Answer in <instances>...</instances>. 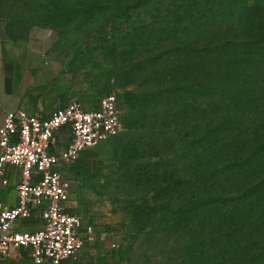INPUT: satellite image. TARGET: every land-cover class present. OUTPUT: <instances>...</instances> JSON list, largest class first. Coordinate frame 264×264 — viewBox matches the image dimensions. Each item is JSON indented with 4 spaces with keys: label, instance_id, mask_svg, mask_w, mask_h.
Segmentation results:
<instances>
[{
    "label": "rangeland",
    "instance_id": "rangeland-1",
    "mask_svg": "<svg viewBox=\"0 0 264 264\" xmlns=\"http://www.w3.org/2000/svg\"><path fill=\"white\" fill-rule=\"evenodd\" d=\"M254 1L85 0L76 14V0H0V73L16 46L26 49L33 89L41 94L55 91L64 103L93 107L108 93L119 96L123 131L86 152L67 176L104 206L115 234L111 248L122 264H237L224 249L218 205L205 204L208 189L200 179L194 184L209 158L193 156L184 131L200 123L194 116L224 114L227 101L211 103L205 87L189 93L192 83L183 75L166 89L184 91L161 109L139 86L145 75L134 44L144 27L155 26L200 36L234 29L235 36L249 37L259 25L247 18L245 6ZM245 114L238 126L252 128L259 112Z\"/></svg>",
    "mask_w": 264,
    "mask_h": 264
},
{
    "label": "trees",
    "instance_id": "trees-1",
    "mask_svg": "<svg viewBox=\"0 0 264 264\" xmlns=\"http://www.w3.org/2000/svg\"><path fill=\"white\" fill-rule=\"evenodd\" d=\"M85 4L76 0V14L84 12ZM245 7L249 21L259 24L249 37L235 36L234 29L200 36L144 27L135 37L134 49L142 53L137 65L145 75L139 86L147 87L161 109L184 91L166 89L183 75L191 80L192 86L185 89L189 93L205 87L211 103L224 96L219 101H227L224 114L194 116L200 123L184 129L193 156L209 158L205 174L196 175L194 184L200 179L208 189L205 204L218 205L225 252L232 251L237 264H264V2L255 0ZM192 97L196 103L198 98ZM248 109L258 110L261 117L245 129L238 123ZM216 156H220L217 164Z\"/></svg>",
    "mask_w": 264,
    "mask_h": 264
},
{
    "label": "built area",
    "instance_id": "built-area-1",
    "mask_svg": "<svg viewBox=\"0 0 264 264\" xmlns=\"http://www.w3.org/2000/svg\"><path fill=\"white\" fill-rule=\"evenodd\" d=\"M123 131L117 93H108L93 107L71 100L45 117L25 110L7 111L0 125V178L8 184L9 166L20 170L17 202L0 201V260L29 255L34 264H71L78 261L93 227L71 214L70 169L89 149L97 148ZM69 141L59 150L58 135ZM39 212L37 230L16 224Z\"/></svg>",
    "mask_w": 264,
    "mask_h": 264
},
{
    "label": "crops",
    "instance_id": "crops-1",
    "mask_svg": "<svg viewBox=\"0 0 264 264\" xmlns=\"http://www.w3.org/2000/svg\"><path fill=\"white\" fill-rule=\"evenodd\" d=\"M9 49L10 55L7 57V63H4V70L0 73V125L4 121L7 111L22 109L31 115L45 117L58 107L64 106L62 96H57L55 91L48 93H39L33 89L34 83L31 81V62L26 56V49ZM12 52L14 55H12ZM21 53L20 55H17ZM42 75V74H41ZM42 78L44 76H41ZM69 136L66 132L58 135L59 150L66 147ZM92 149L87 150L89 152ZM85 152V153H86ZM85 153L80 161L75 163V168L81 161L85 162ZM79 163V164H78ZM20 170L9 166L6 170V178L9 183L6 185L0 178V201L7 204L17 202V185L20 181ZM72 180L71 199L67 203V209L71 214L84 217L85 224L93 227L91 239L80 253L79 260L71 264H122L121 259L113 252L112 240L114 232L109 229L106 216L107 212L102 203H96L89 200V192L79 188L78 183ZM80 190V191H79ZM43 221L40 213L37 212L33 218L24 220L16 227L21 230H37L42 227ZM111 228V227H110ZM0 264H34L29 255H23L20 258L13 257L1 259Z\"/></svg>",
    "mask_w": 264,
    "mask_h": 264
}]
</instances>
